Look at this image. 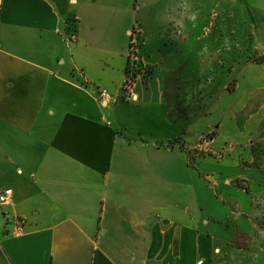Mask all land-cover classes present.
I'll return each instance as SVG.
<instances>
[{"label": "crops", "instance_id": "1", "mask_svg": "<svg viewBox=\"0 0 264 264\" xmlns=\"http://www.w3.org/2000/svg\"><path fill=\"white\" fill-rule=\"evenodd\" d=\"M252 51L264 0H0V264H264Z\"/></svg>", "mask_w": 264, "mask_h": 264}, {"label": "built area", "instance_id": "2", "mask_svg": "<svg viewBox=\"0 0 264 264\" xmlns=\"http://www.w3.org/2000/svg\"><path fill=\"white\" fill-rule=\"evenodd\" d=\"M129 51H128V65L124 81V98L130 100L136 96L134 92L135 84L138 80L145 78L150 73V64L142 51L143 42L141 40L142 30L138 25H134L129 31ZM101 97H109L107 89L100 90ZM13 195V190L8 188L0 194V202L8 203ZM16 226L21 230L22 221L17 220Z\"/></svg>", "mask_w": 264, "mask_h": 264}, {"label": "rangeland", "instance_id": "3", "mask_svg": "<svg viewBox=\"0 0 264 264\" xmlns=\"http://www.w3.org/2000/svg\"><path fill=\"white\" fill-rule=\"evenodd\" d=\"M235 24L234 23H230V22H228V25H227V27H226V29L227 28H232L233 26H234ZM214 26V25H213ZM212 26V27H213ZM248 28L247 27H244V31H245V33H247L248 32V30H247ZM244 37H245V40H247V42L246 43H251V41H252V37L249 35V36H246V34H244ZM129 39H130V37H129ZM250 57H256L257 56V53H253V51L251 52V53H247ZM257 59H259V60H261V61H263L264 60V54L263 55H259V57H256ZM151 68V67H150ZM231 70V69H230ZM219 72V71H218ZM215 75H217L216 73H213V76H215ZM230 87H233L234 86V81H231V83H230V85H229ZM201 149H196V154L197 153H201V151H200Z\"/></svg>", "mask_w": 264, "mask_h": 264}]
</instances>
